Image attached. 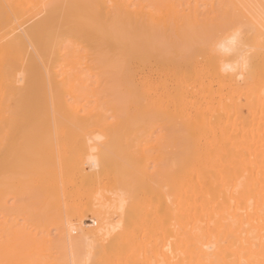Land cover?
<instances>
[{
    "label": "bare ground",
    "instance_id": "1",
    "mask_svg": "<svg viewBox=\"0 0 264 264\" xmlns=\"http://www.w3.org/2000/svg\"><path fill=\"white\" fill-rule=\"evenodd\" d=\"M261 1L0 0V264H264Z\"/></svg>",
    "mask_w": 264,
    "mask_h": 264
},
{
    "label": "rangeland",
    "instance_id": "2",
    "mask_svg": "<svg viewBox=\"0 0 264 264\" xmlns=\"http://www.w3.org/2000/svg\"><path fill=\"white\" fill-rule=\"evenodd\" d=\"M262 1H264V0H262ZM261 1V2H262ZM263 4V3H262ZM136 119V120H135ZM135 122H142V121H146V120H148V117L147 116H145V115H140V114H138V115H136L135 117H134V119H133ZM148 122V124H153L154 123V121L153 120H150V121H147Z\"/></svg>",
    "mask_w": 264,
    "mask_h": 264
}]
</instances>
